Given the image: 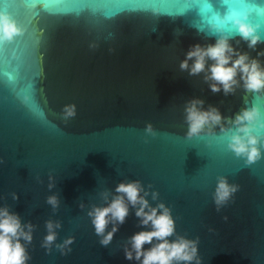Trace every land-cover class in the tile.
I'll use <instances>...</instances> for the list:
<instances>
[{
	"label": "water",
	"instance_id": "obj_1",
	"mask_svg": "<svg viewBox=\"0 0 264 264\" xmlns=\"http://www.w3.org/2000/svg\"><path fill=\"white\" fill-rule=\"evenodd\" d=\"M246 7L264 41V0ZM207 8L227 12L223 0H0L23 28L0 41V206L35 225L28 264H138L124 255L141 230L135 209L108 246L88 216L103 189L134 179L159 192L149 199L171 207L178 234L199 237L201 264H264V157H237L219 126L186 135L185 106L196 97L225 117L257 105L264 122V92L241 81L233 93H214L205 73L181 69L194 45L217 38L205 28ZM231 35L238 52L264 65V42L249 47ZM257 131L264 149V126ZM220 176L239 188L217 211ZM49 220L61 225L50 252L42 246ZM68 237L65 255L57 245Z\"/></svg>",
	"mask_w": 264,
	"mask_h": 264
},
{
	"label": "clouds",
	"instance_id": "obj_2",
	"mask_svg": "<svg viewBox=\"0 0 264 264\" xmlns=\"http://www.w3.org/2000/svg\"><path fill=\"white\" fill-rule=\"evenodd\" d=\"M203 2L207 4L209 0ZM223 3L227 6V12L223 15L210 8L203 10L205 28L217 37L215 42L206 46L194 45L180 67L188 70L190 75L205 73L204 79L211 82L210 88L214 93L221 90L226 95L233 93L241 81L247 92H264V65L258 58H250L248 53L238 52L230 43L233 32L247 41L249 47L264 42L259 25L250 21L251 10L246 7V0H223ZM258 12L264 14V9H258ZM22 32V26L9 12L0 11V41H13ZM204 104L203 99L196 97L185 106L188 138L200 136L206 130L212 131L219 126L222 131L230 133L227 147L237 157H246L249 164L264 157L262 137L257 131L258 127L264 126L259 106L245 107L234 117H225L218 107L204 108ZM75 115L76 106L66 105L64 118L67 120ZM225 120L232 125L231 129L225 125ZM145 131L153 133L151 123ZM49 187H54V184ZM238 188L226 176L217 179L214 192L217 211L228 203ZM99 195L103 203L94 204L88 216L95 234L101 238V245L108 246L112 242L121 225L126 223L131 210L135 209L141 230L131 235L125 243V259L138 264H193V261L201 264L199 237L191 239L177 233L171 207L164 201L155 205L151 202L159 197V192L152 191L151 185L145 187L139 179L122 180L114 190L105 188ZM13 199H19L18 194H13ZM47 203L55 209L60 201L53 194L47 198ZM224 219L227 220V217ZM60 226L59 222H46L48 231L42 246L49 252L57 239L55 229ZM34 228L35 225L30 221L25 223L10 206H0V264H28L31 258L28 245L33 240ZM74 239L68 237L57 247L66 255L71 251L70 245Z\"/></svg>",
	"mask_w": 264,
	"mask_h": 264
},
{
	"label": "snow or ice",
	"instance_id": "obj_3",
	"mask_svg": "<svg viewBox=\"0 0 264 264\" xmlns=\"http://www.w3.org/2000/svg\"><path fill=\"white\" fill-rule=\"evenodd\" d=\"M37 7H38V4H37Z\"/></svg>",
	"mask_w": 264,
	"mask_h": 264
}]
</instances>
